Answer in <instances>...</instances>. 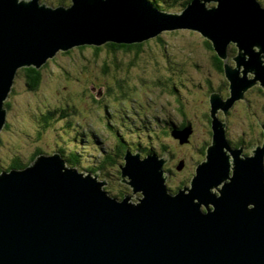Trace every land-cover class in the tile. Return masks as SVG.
<instances>
[{"label":"water","instance_id":"95a60500","mask_svg":"<svg viewBox=\"0 0 264 264\" xmlns=\"http://www.w3.org/2000/svg\"><path fill=\"white\" fill-rule=\"evenodd\" d=\"M71 1L0 0V135L20 69L39 70L76 47L142 44L164 32L207 39L223 61L229 96L210 95L212 141L190 186L176 193L168 187L170 155L156 152H125L120 182L132 195L121 199L100 171L81 172L57 151L0 170V264H264V139L245 155L220 117L254 87L264 89V5L190 0L170 12L153 0ZM192 134V124L172 131L182 145ZM184 167L182 160L177 169Z\"/></svg>","mask_w":264,"mask_h":264},{"label":"rangeland","instance_id":"374dc122","mask_svg":"<svg viewBox=\"0 0 264 264\" xmlns=\"http://www.w3.org/2000/svg\"><path fill=\"white\" fill-rule=\"evenodd\" d=\"M154 1L162 10L181 12L187 0ZM42 2L54 7L72 4L71 0ZM208 43L199 32L177 30L144 42L140 50L115 52L107 44L101 50L86 46L61 51L39 69L41 83L36 90L29 87L27 73L20 69L6 103L0 170H7L14 159L30 163L38 150L53 154L63 149L67 158L77 155L81 172L102 168L99 178L108 182L105 189L121 199L132 195L120 182L122 144L143 156L151 151L170 155L169 189L176 193L183 185L190 186L212 141L210 95H229L230 83ZM232 48L231 57L235 55ZM253 89L226 119L231 144L242 143L247 154L263 142L259 122H264V90ZM61 108L67 110V118L61 116ZM49 112L55 117L45 123ZM220 117L225 119L222 113ZM184 123L192 124L193 134L182 145L172 131ZM105 155L110 159L106 161ZM182 160L185 167L179 171ZM139 198L141 194L131 200L138 203Z\"/></svg>","mask_w":264,"mask_h":264},{"label":"trees","instance_id":"16d2710c","mask_svg":"<svg viewBox=\"0 0 264 264\" xmlns=\"http://www.w3.org/2000/svg\"><path fill=\"white\" fill-rule=\"evenodd\" d=\"M154 1V0H153ZM189 1L190 0H187L186 2H184L183 3V6H184V8L187 6V4L189 3ZM154 3L158 6V7H160L161 8V6L156 2V1H154ZM143 44L144 43H142V44H133V45H120V44H108V47L110 46V49H112L113 51H117V50H123V51H132V50H140L141 49V47L143 46ZM208 46L210 47V49H213L212 48V45H211V43L209 42L208 43ZM86 46H84V47H82V49L83 48H85ZM95 49H97V50H101V48L99 47H97V48H95ZM232 52H233V54H236L237 53V49L235 48V47H233L232 48ZM229 54H230V49H229ZM231 55V54H230ZM215 59H216V61H217V64H218V66H219V69L220 70H222V68H223V62L216 56L215 57ZM21 70H24L26 73H27V78H28V83H29V87L32 89V90H36L38 87H39V85H40V83H41V73H40V70H37V69H35V68H33V67H31V68H24V69H21ZM7 106H9V103L7 104ZM62 109V108H61ZM61 116H64V118H67V110L66 109H62V113H61ZM55 116H54V113L53 112H49L48 113V115L47 116H44V122L45 123H47V122H49L50 120H52L53 118H54ZM188 124H186V123H184L183 125H182V127H179V129H183L184 127H186ZM6 128V126L4 127V129ZM0 143H1V139H0ZM121 144V143H120ZM240 145H243L242 143L241 144H239L238 146H240ZM130 148H126V146L125 145H122L121 144V147H119V151H118V154H119V156L121 157V160L122 161H124V155H125V152L127 151V150H129ZM131 150V149H130ZM57 152H61L62 154L64 153V150L63 149H61V150H59V151H57ZM153 151H151V152H149V153H152ZM157 153V152H156ZM39 154H42V152L40 151V150H38L34 155H32V157L30 158L31 159V161L29 160V162L31 163L35 158H36V156L37 155H39ZM46 154V153H45ZM158 154V153H157ZM148 155V154H147ZM63 156H64V154H63ZM161 156V155H160ZM205 156H206V153H205ZM76 157H77V155L76 154H74V153H72V155H71V157H65L64 156V158L68 161V164H69V166H73V167H76L77 165H78V159H76ZM104 158V157H103ZM105 158H106V161H107V159L109 160L110 159V157L109 156H106L105 155ZM104 160V159H103ZM30 163H28V164H25L24 162H23V160L22 159H14V161H13V163H12V165L9 167V168H7V170H9V169H12V168H18V169H22V168H25V167H27ZM124 164V163H123ZM77 168V167H76ZM101 169L102 168H99V167H97V168H94V169H90L89 170V172H91V173H96V172H98V171H101ZM120 178H121V173H120Z\"/></svg>","mask_w":264,"mask_h":264},{"label":"flooded vegetation","instance_id":"af4514ba","mask_svg":"<svg viewBox=\"0 0 264 264\" xmlns=\"http://www.w3.org/2000/svg\"><path fill=\"white\" fill-rule=\"evenodd\" d=\"M247 95H248V94H247ZM228 96H229V95H228ZM226 98H227V97H226ZM240 102H241V101H240ZM236 104H237V103H236ZM236 104H235V105H236ZM234 107H235V106H234ZM234 107H233V108H234ZM233 108H232V109H233ZM232 109H231V110H232ZM231 110H230V112H231ZM230 112H229V113H230ZM223 116H224V115H223ZM228 116H229V114H228ZM228 116H227V117H228ZM224 118H225V117H224ZM226 119H227V118H225V121H226ZM210 124H211V120H210ZM261 129H262V128H261ZM242 146H244V145H240V146H237V147H242ZM233 147H234V146H233ZM244 147H245V146H244ZM250 150H251V148L248 149L249 152H248V154H247V153H246L247 149H246V147H245V155H249V154H250ZM171 173H172V172H171ZM185 186H187V185H183V187H185ZM183 187H182V188H183ZM179 189H181V188H179ZM179 189H178V190H179ZM121 198H123V195H122Z\"/></svg>","mask_w":264,"mask_h":264},{"label":"bare ground","instance_id":"6f19581e","mask_svg":"<svg viewBox=\"0 0 264 264\" xmlns=\"http://www.w3.org/2000/svg\"><path fill=\"white\" fill-rule=\"evenodd\" d=\"M228 80V79H227ZM229 81V80H228ZM230 82V81H229ZM257 87V86H256ZM255 88V87H254ZM262 88V87H261ZM263 89V88H262ZM264 90V89H263ZM260 127H261V124H260ZM262 128V127H261ZM36 151V150H35Z\"/></svg>","mask_w":264,"mask_h":264},{"label":"clouds","instance_id":"9594fccd","mask_svg":"<svg viewBox=\"0 0 264 264\" xmlns=\"http://www.w3.org/2000/svg\"><path fill=\"white\" fill-rule=\"evenodd\" d=\"M231 59V58H230ZM210 115V114H209ZM263 139H264V136H263ZM208 147V146H207ZM207 149V148H206ZM206 151V150H205Z\"/></svg>","mask_w":264,"mask_h":264}]
</instances>
